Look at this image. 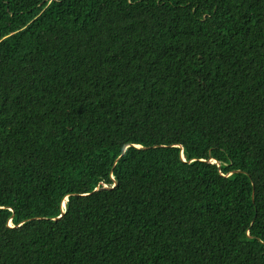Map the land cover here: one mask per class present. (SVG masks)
Segmentation results:
<instances>
[{"label": "trees", "instance_id": "16d2710c", "mask_svg": "<svg viewBox=\"0 0 264 264\" xmlns=\"http://www.w3.org/2000/svg\"><path fill=\"white\" fill-rule=\"evenodd\" d=\"M0 264H264V0H0Z\"/></svg>", "mask_w": 264, "mask_h": 264}, {"label": "water", "instance_id": "95a60500", "mask_svg": "<svg viewBox=\"0 0 264 264\" xmlns=\"http://www.w3.org/2000/svg\"><path fill=\"white\" fill-rule=\"evenodd\" d=\"M65 204H63V206H64Z\"/></svg>", "mask_w": 264, "mask_h": 264}]
</instances>
